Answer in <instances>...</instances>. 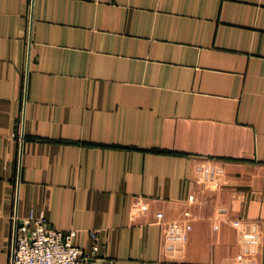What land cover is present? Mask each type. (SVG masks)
I'll return each mask as SVG.
<instances>
[{"label": "crops", "instance_id": "0c3cea01", "mask_svg": "<svg viewBox=\"0 0 264 264\" xmlns=\"http://www.w3.org/2000/svg\"><path fill=\"white\" fill-rule=\"evenodd\" d=\"M31 210L87 264H264V0H0V264Z\"/></svg>", "mask_w": 264, "mask_h": 264}, {"label": "built area", "instance_id": "2783aa9c", "mask_svg": "<svg viewBox=\"0 0 264 264\" xmlns=\"http://www.w3.org/2000/svg\"><path fill=\"white\" fill-rule=\"evenodd\" d=\"M76 236L74 230L51 226L45 212L31 210L25 219L16 214L11 231L10 264H87L90 259L75 244Z\"/></svg>", "mask_w": 264, "mask_h": 264}, {"label": "water", "instance_id": "95a60500", "mask_svg": "<svg viewBox=\"0 0 264 264\" xmlns=\"http://www.w3.org/2000/svg\"><path fill=\"white\" fill-rule=\"evenodd\" d=\"M29 61H28V63L30 64V55H29ZM25 102H26V98H25ZM95 260H90V262H94Z\"/></svg>", "mask_w": 264, "mask_h": 264}]
</instances>
